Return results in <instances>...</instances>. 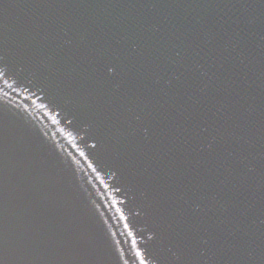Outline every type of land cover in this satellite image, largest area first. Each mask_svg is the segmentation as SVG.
I'll return each instance as SVG.
<instances>
[{
    "label": "water",
    "instance_id": "water-1",
    "mask_svg": "<svg viewBox=\"0 0 264 264\" xmlns=\"http://www.w3.org/2000/svg\"><path fill=\"white\" fill-rule=\"evenodd\" d=\"M10 50V0H0V264L7 133Z\"/></svg>",
    "mask_w": 264,
    "mask_h": 264
},
{
    "label": "snow or ice",
    "instance_id": "snow-or-ice-1",
    "mask_svg": "<svg viewBox=\"0 0 264 264\" xmlns=\"http://www.w3.org/2000/svg\"><path fill=\"white\" fill-rule=\"evenodd\" d=\"M0 75H2V72H0ZM137 256H140V253L139 252H137ZM140 264H145L144 259H141L140 260Z\"/></svg>",
    "mask_w": 264,
    "mask_h": 264
}]
</instances>
